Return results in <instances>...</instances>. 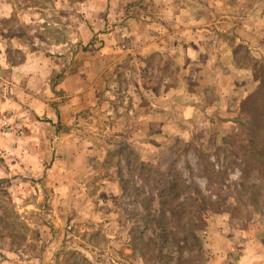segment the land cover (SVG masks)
I'll use <instances>...</instances> for the list:
<instances>
[{"label":"rangeland","instance_id":"1","mask_svg":"<svg viewBox=\"0 0 264 264\" xmlns=\"http://www.w3.org/2000/svg\"><path fill=\"white\" fill-rule=\"evenodd\" d=\"M141 3L163 19L159 35L218 40L212 50L222 49L225 68L210 60L216 78H202L216 79L233 128L195 119L186 140L144 138L135 120L139 50L129 53V38L158 29L128 21V10L0 0V209L24 235L19 247L0 239V264H56L62 247L91 264H264V183L250 164L242 176L240 162L242 151L264 153V119L252 117L264 98V0ZM80 71L93 78L78 100L62 78ZM256 90L254 105L246 102ZM170 177L184 200L179 220L158 211Z\"/></svg>","mask_w":264,"mask_h":264},{"label":"crops","instance_id":"2","mask_svg":"<svg viewBox=\"0 0 264 264\" xmlns=\"http://www.w3.org/2000/svg\"><path fill=\"white\" fill-rule=\"evenodd\" d=\"M99 1L104 5L113 6L112 10L116 12L121 8H123V11L128 10L130 12L128 21L137 22L140 27L145 26L148 29L157 27L158 29L151 33L153 36L150 38L144 39L141 37L137 39L134 32H132L133 36L129 38L130 47H132L129 53L132 55L134 49L139 50L135 51L133 59L140 63L138 68H140L142 76L140 83L136 85L134 90V101L135 106H139L143 111L135 117V120L144 132V138L149 139L151 137L150 134L153 133L161 134L162 137L166 136V138L186 140L189 138V127H193L197 119V121L203 120L206 128H210L215 124H218L224 130L233 128L232 120L226 118L228 115H225L227 113L226 108L223 107L225 105H219L217 102L219 87L217 86L218 84H215L216 75L211 71L212 64L210 60L216 61L218 70L221 71L225 68L221 62L220 52H222V49L217 47L212 50V44L218 40L196 35L189 38L170 36L172 31L161 32V35H159V25L162 24L160 22L163 19L151 18L146 15L145 13L148 9L145 4L142 5V0ZM151 3L155 8L164 6L163 0H151ZM83 5L90 7V3L87 1ZM148 5L150 4L148 3ZM144 8H146L145 12H143ZM164 8H166V5ZM175 21L178 22L177 20ZM170 25L171 22L165 24L169 28ZM207 46L208 50H205ZM212 53L214 59H209V55ZM176 55L178 57L174 58ZM154 59L157 62L153 65L152 61ZM175 59H178L177 63ZM147 71H153L156 74L155 79L151 80L149 78L150 75L146 77L144 72ZM177 71H180L179 75H177V77L181 75L180 82L172 83V76ZM128 72L131 75V70H128ZM188 74L195 77L191 90L189 89L191 84L187 82ZM210 74L212 76L215 75V78L209 81H205L202 78L204 75ZM181 77H184L185 82H182ZM92 78L91 73L80 71L69 74L66 78H62V81L65 83V90L71 92V94L75 93L79 100L82 97L80 94L87 90L86 86L91 82ZM123 80H125L124 77ZM166 81L170 82L166 83ZM219 93L221 96L218 99L223 102L225 96L223 93ZM130 104L134 106L132 102ZM129 114H132L131 110H129ZM200 123L202 124V122ZM141 137L143 136L141 135ZM155 140H161V138H155Z\"/></svg>","mask_w":264,"mask_h":264},{"label":"trees","instance_id":"3","mask_svg":"<svg viewBox=\"0 0 264 264\" xmlns=\"http://www.w3.org/2000/svg\"><path fill=\"white\" fill-rule=\"evenodd\" d=\"M260 92L259 90L254 91L247 99L246 102L252 103L254 105V101L258 98ZM252 117H260L264 119V98L263 105L259 112L252 114ZM260 127L257 129L259 130ZM253 138V137H252ZM251 139H249L250 141ZM251 143V142H250ZM240 162L246 170L248 165H253L255 170V177L259 182L264 183V153L259 151H242L240 155ZM247 172L242 170V176ZM180 190L183 187L182 184H179ZM4 194V193H3ZM180 194L178 193V187L175 184L174 178L170 177V180L166 183L165 186L162 187L156 193L157 196V206L158 211H165L168 213L169 217H176L175 219L179 220L177 216L184 213V200L178 203L180 198ZM161 216L163 212H160ZM18 220L15 214L8 209H0V239L7 237L9 239V244H16L17 247L20 246V242L24 240V235L22 232L19 233V229L17 228ZM54 259L56 264H91L81 253L74 249L64 250L63 247L54 255Z\"/></svg>","mask_w":264,"mask_h":264}]
</instances>
